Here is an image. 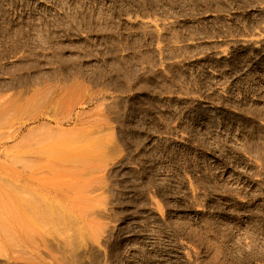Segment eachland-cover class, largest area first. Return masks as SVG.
<instances>
[{
  "label": "rangeland",
  "instance_id": "obj_1",
  "mask_svg": "<svg viewBox=\"0 0 264 264\" xmlns=\"http://www.w3.org/2000/svg\"><path fill=\"white\" fill-rule=\"evenodd\" d=\"M0 264H264V0H0Z\"/></svg>",
  "mask_w": 264,
  "mask_h": 264
},
{
  "label": "bare ground",
  "instance_id": "obj_2",
  "mask_svg": "<svg viewBox=\"0 0 264 264\" xmlns=\"http://www.w3.org/2000/svg\"><path fill=\"white\" fill-rule=\"evenodd\" d=\"M9 138H12V137H9Z\"/></svg>",
  "mask_w": 264,
  "mask_h": 264
}]
</instances>
